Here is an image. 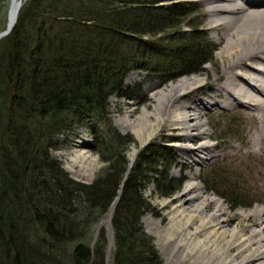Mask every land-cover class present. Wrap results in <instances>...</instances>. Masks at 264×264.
Instances as JSON below:
<instances>
[{
  "label": "trees",
  "instance_id": "16d2710c",
  "mask_svg": "<svg viewBox=\"0 0 264 264\" xmlns=\"http://www.w3.org/2000/svg\"><path fill=\"white\" fill-rule=\"evenodd\" d=\"M22 3L0 43V264H108L106 232L94 241L92 230L119 198L112 264H163L140 223L152 212L151 184L162 199L184 186L170 177L179 159L150 144L129 171L136 141L114 128L109 101H136L138 90L124 85L135 71L168 83L210 64L216 47L201 26L186 24L197 8L182 0ZM75 125L92 130L105 164L90 185L73 181L52 154Z\"/></svg>",
  "mask_w": 264,
  "mask_h": 264
},
{
  "label": "rangeland",
  "instance_id": "374dc122",
  "mask_svg": "<svg viewBox=\"0 0 264 264\" xmlns=\"http://www.w3.org/2000/svg\"><path fill=\"white\" fill-rule=\"evenodd\" d=\"M182 1H188L197 8V12L186 20V24L192 23L196 27L201 26L205 36L217 49L211 56L212 61H210V64L204 66L200 74L180 77L178 80L168 83H165L163 79L154 78L150 74L135 71V73H131L125 79L124 85L134 91L138 90L136 92V101L123 100L118 97H114L109 101V117L112 119L114 128L121 135H130L136 141V144L129 148V161H131L133 152L140 151V155L146 148L141 149V139L128 128V124L136 127H143L145 124L143 127V138L145 141L148 140L147 144H162L169 148H174L179 159L178 164L172 168L170 177L177 180L184 178V186L172 198L162 199L155 192L154 184H151L145 192V198L151 205L152 212L143 216L140 223L145 234L152 237L153 244L156 246L163 264H177L179 249L176 248L172 251L170 249L167 252L166 247L158 243V238L149 234L152 225L147 223L146 218L150 217L151 222L154 223L162 221L163 225H166L169 219L168 212H171L174 207L179 205L177 199L185 191V184L191 180V177L197 180L206 195L220 199L231 215L242 211L250 212L254 209L264 210V99L256 98L258 102L255 99L246 104L227 107L224 104L225 97L222 96L213 100L217 105L202 106L200 107L201 109L197 107L200 105L199 101L209 100L208 98L212 95L209 87L217 86L216 88H220L222 86L223 81L218 82L216 78L222 75L224 68L226 69L234 58L231 60L223 54L220 55L227 44L226 41L229 39L225 35H230L228 33L230 30L222 22L219 23L220 25L215 23L218 18L214 19V17L209 15L211 6L207 5L204 0ZM7 5V0H0V34L7 28L8 13L11 9V7L7 9ZM216 25L219 26L216 27ZM184 31H190V28L184 27ZM169 34L170 32L156 39H165ZM133 75H135L136 79H132ZM190 77H198L204 80V89L201 92H193L187 97L180 96L177 92L174 93L173 98L168 96L167 93L170 91V86H177L179 81L187 80ZM252 77L253 74L249 73L245 78ZM161 94H167V97L163 96L162 98ZM168 97L171 99L169 100ZM257 103L263 107L255 108ZM191 106L194 108L183 112L192 114V111L196 109L199 119L196 121L191 120L189 126L196 123L204 124L205 126L201 129L189 130L190 127L185 125L178 126L170 121L169 116L167 117L169 111L174 110L175 107L185 110ZM193 113L195 112L193 111ZM203 130L207 131L210 136L206 140L198 137L199 132ZM188 137L193 138L189 139ZM55 143H57L58 148L53 150L52 154L63 164V168L73 181L90 185L96 179L98 172L105 167L99 156L93 152L92 130L87 126H73L70 131L58 135ZM202 145L208 147V149L199 151ZM82 148L94 155L98 163L92 179L87 177L74 178L66 170L76 153L75 151ZM137 159H135V163ZM208 186L215 191L210 190ZM218 191L231 199L234 198L233 200L237 201L238 204L242 203L241 206L235 207L237 204H230L227 202L230 199L224 200ZM166 202L170 204L164 207L163 205ZM231 202L234 201L231 200ZM109 213L98 225L93 227L92 238L96 241L99 232L102 229L105 230L106 237H108L107 263L112 264L116 247L112 227L113 218L110 222L108 221ZM241 221V218L236 216L230 225L234 226ZM251 221L253 220H250V223ZM111 243L112 246L110 247ZM213 262L210 261L208 264H215ZM185 264L190 263L187 262Z\"/></svg>",
  "mask_w": 264,
  "mask_h": 264
},
{
  "label": "bare ground",
  "instance_id": "6f19581e",
  "mask_svg": "<svg viewBox=\"0 0 264 264\" xmlns=\"http://www.w3.org/2000/svg\"><path fill=\"white\" fill-rule=\"evenodd\" d=\"M204 2L211 6L209 15L214 19H221L219 21L217 19L215 23L222 22L229 27L230 35H225L229 39L224 49H221L220 55L223 54L228 59L234 58V60L226 69L224 68L222 75L216 78L218 82L223 81L222 86L209 87L212 95L208 101H199L200 105L197 107L217 105L213 100L222 96L225 97L224 104L227 107L246 104L256 98L264 99V0H204ZM249 73L253 74V77L245 78ZM133 78L136 79L135 75ZM204 83L202 78L190 77L179 81L177 86H170L167 94L173 98L174 93L177 92L180 96L187 97L193 92H201ZM167 94H161L162 98L167 97ZM259 106L262 105L257 103L255 108ZM192 108L194 107L183 110L175 107L174 110L169 111L167 117L169 116L170 121L178 126L190 127L189 130L201 129L204 124L196 123L189 126L191 120L199 119L196 109L193 110L195 113L193 111L192 114L185 113L187 109ZM143 127L128 124V128L141 139L142 146L148 141L143 138ZM198 137L206 140L210 136L203 130L199 132ZM206 149L208 147L202 145L199 151ZM75 152L66 168L67 172L74 178L92 179L98 167L96 158L83 148ZM136 153L133 152L131 160L135 158ZM184 190L177 199L179 205L168 212L169 219L166 225H163L162 221L154 223L151 222L150 217L146 218L147 223L152 225L149 234L155 235L158 243L165 246L167 252L170 249L171 251L179 249L177 264L187 262L208 264L210 261H214L215 264H264L263 209L231 215L220 199L206 195L194 177L186 182ZM169 204L166 202L163 206ZM114 209L115 206L109 213V222L113 218ZM236 216L242 221L231 226L230 223ZM250 220L253 221L250 223Z\"/></svg>",
  "mask_w": 264,
  "mask_h": 264
},
{
  "label": "water",
  "instance_id": "95a60500",
  "mask_svg": "<svg viewBox=\"0 0 264 264\" xmlns=\"http://www.w3.org/2000/svg\"><path fill=\"white\" fill-rule=\"evenodd\" d=\"M11 4H12V6H11V9L8 13L9 18H8L7 28L2 34H0V43L4 38L8 37L12 33V31L14 30L16 23H17V20H18V17L20 15L19 12H20L21 8L23 7L22 0H12ZM149 145H150V143L142 146L141 149H145V148L149 147ZM139 153H140V151L137 152L135 158L133 160H131V163L129 166V171L133 168L134 163H135V159H137ZM129 173H128V175H129ZM119 199H117L116 202L113 204L115 206V209L117 207Z\"/></svg>",
  "mask_w": 264,
  "mask_h": 264
}]
</instances>
